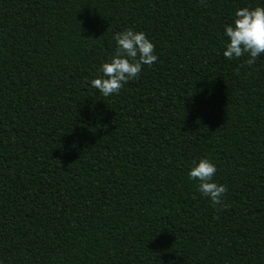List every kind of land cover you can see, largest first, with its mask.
I'll return each mask as SVG.
<instances>
[{"label":"trees","instance_id":"16d2710c","mask_svg":"<svg viewBox=\"0 0 264 264\" xmlns=\"http://www.w3.org/2000/svg\"><path fill=\"white\" fill-rule=\"evenodd\" d=\"M264 0H0V264H264V56L223 26ZM158 60L90 86L112 35ZM207 157L211 206L188 180Z\"/></svg>","mask_w":264,"mask_h":264},{"label":"clouds","instance_id":"9594fccd","mask_svg":"<svg viewBox=\"0 0 264 264\" xmlns=\"http://www.w3.org/2000/svg\"><path fill=\"white\" fill-rule=\"evenodd\" d=\"M226 38L222 55L227 60L247 57L244 63L253 65L264 56V6L237 8L230 23L223 26ZM113 52L101 62L97 75L90 80V86L104 97L119 93L129 81L135 79L142 67L153 65L158 56L155 45L146 34L126 27L112 35ZM218 169L207 157H196L189 162L188 180L193 182L195 191L206 198L210 205L227 207L222 203L226 187L214 180Z\"/></svg>","mask_w":264,"mask_h":264}]
</instances>
